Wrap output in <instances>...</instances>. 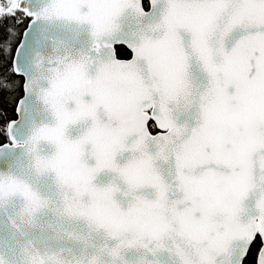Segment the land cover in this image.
Listing matches in <instances>:
<instances>
[{"label": "snow or ice", "instance_id": "obj_1", "mask_svg": "<svg viewBox=\"0 0 264 264\" xmlns=\"http://www.w3.org/2000/svg\"><path fill=\"white\" fill-rule=\"evenodd\" d=\"M0 264H264V0H0Z\"/></svg>", "mask_w": 264, "mask_h": 264}]
</instances>
